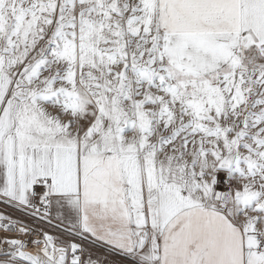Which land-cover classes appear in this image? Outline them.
Returning <instances> with one entry per match:
<instances>
[{
	"label": "snow or ice",
	"instance_id": "1",
	"mask_svg": "<svg viewBox=\"0 0 264 264\" xmlns=\"http://www.w3.org/2000/svg\"><path fill=\"white\" fill-rule=\"evenodd\" d=\"M0 264H264V0H0Z\"/></svg>",
	"mask_w": 264,
	"mask_h": 264
}]
</instances>
